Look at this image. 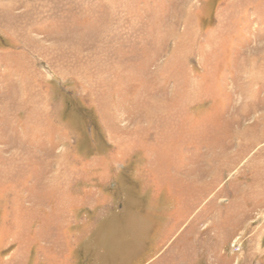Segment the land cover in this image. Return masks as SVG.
I'll use <instances>...</instances> for the list:
<instances>
[{
  "label": "rangeland",
  "instance_id": "rangeland-1",
  "mask_svg": "<svg viewBox=\"0 0 264 264\" xmlns=\"http://www.w3.org/2000/svg\"><path fill=\"white\" fill-rule=\"evenodd\" d=\"M0 264H264V0H0Z\"/></svg>",
  "mask_w": 264,
  "mask_h": 264
}]
</instances>
